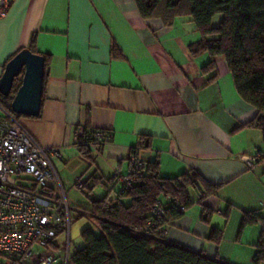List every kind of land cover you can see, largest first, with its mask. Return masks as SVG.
Instances as JSON below:
<instances>
[{
	"label": "crops",
	"instance_id": "1",
	"mask_svg": "<svg viewBox=\"0 0 264 264\" xmlns=\"http://www.w3.org/2000/svg\"><path fill=\"white\" fill-rule=\"evenodd\" d=\"M33 37L46 58L40 109L16 118L40 145L61 149L54 165L68 189L74 177L94 174L103 183L126 173L133 148L144 162L158 159L163 177L196 172L216 192L192 189L194 206L167 225L165 240L228 264H253L264 223L241 228V220L244 211L264 217V159L247 166L264 153V138L247 126L256 109L237 92L224 59L208 81L201 72L208 55L190 54L200 39L191 17L165 26L144 19L134 0H13L0 18V76ZM87 126L112 133L92 150L91 165L76 146L78 128ZM98 187L105 194L99 184L91 196ZM203 206L212 211L209 223ZM212 226L223 230L218 244L207 239Z\"/></svg>",
	"mask_w": 264,
	"mask_h": 264
},
{
	"label": "trees",
	"instance_id": "2",
	"mask_svg": "<svg viewBox=\"0 0 264 264\" xmlns=\"http://www.w3.org/2000/svg\"><path fill=\"white\" fill-rule=\"evenodd\" d=\"M134 2L144 19H159L165 26L171 25L176 17H191L200 39L188 46L190 54L208 55L207 62L201 67L203 74L210 75L208 81L217 78L216 59H224L237 92L256 109L255 116L247 126L259 129L264 138V0ZM216 14L221 16L218 24L213 23ZM33 42L34 37L32 45L27 49L36 53ZM20 81L21 77L15 80L9 95L0 94V107L13 115L11 100ZM95 129L82 127L83 132L76 133V146L80 156L89 165L92 164V150L106 144L93 141ZM109 133L112 140V133ZM145 139L142 137V144ZM131 153L138 156L136 148ZM141 162L142 175L135 178L128 190L119 182L120 175L125 173L115 174L103 183L102 176L93 174L86 177L85 185L79 190L90 199V203L88 207L78 210L77 216H86L99 233L96 234L90 227L83 229V245L71 255L69 253L68 264H228L168 242L165 236L158 238L145 234L152 209L158 201L165 205L166 221L162 227L166 229L172 220L196 202L191 197L192 189H200L208 196L216 192V187L196 172L163 177L160 175L158 159ZM117 183L118 187L115 189ZM99 184L105 186V194L101 197L91 196ZM113 191L115 195L112 196ZM126 199L127 203L124 202ZM203 199L204 196L199 197L197 202L201 203ZM180 206L184 207V211L179 210ZM211 214L212 211L203 206L202 221L209 223ZM255 223H264V217L256 211H244L241 228ZM157 228L156 225L151 232L156 233ZM222 236L223 230L212 226L207 239L218 244ZM253 264H264V234L256 244Z\"/></svg>",
	"mask_w": 264,
	"mask_h": 264
},
{
	"label": "built area",
	"instance_id": "3",
	"mask_svg": "<svg viewBox=\"0 0 264 264\" xmlns=\"http://www.w3.org/2000/svg\"><path fill=\"white\" fill-rule=\"evenodd\" d=\"M12 1L0 0V18ZM0 109V264H68L71 208L54 165L62 159L61 149L43 147L15 115ZM82 132L78 128L77 133ZM93 141L109 143L111 134L97 128ZM261 159L264 153L248 157L247 166L252 168ZM142 168L137 154L131 153L128 171L119 177L125 189L142 175ZM85 180L77 178L76 188L81 189ZM179 210L184 211V207ZM151 214L145 234L163 237L165 205L158 201ZM156 225L157 232L152 233ZM59 234L66 236L62 245L54 243ZM62 247L65 253L60 255Z\"/></svg>",
	"mask_w": 264,
	"mask_h": 264
},
{
	"label": "water",
	"instance_id": "4",
	"mask_svg": "<svg viewBox=\"0 0 264 264\" xmlns=\"http://www.w3.org/2000/svg\"><path fill=\"white\" fill-rule=\"evenodd\" d=\"M45 60L27 48L14 55L4 66L0 76V94L7 96L15 80L20 84L11 100V110L18 115L36 116L39 113Z\"/></svg>",
	"mask_w": 264,
	"mask_h": 264
},
{
	"label": "rangeland",
	"instance_id": "5",
	"mask_svg": "<svg viewBox=\"0 0 264 264\" xmlns=\"http://www.w3.org/2000/svg\"><path fill=\"white\" fill-rule=\"evenodd\" d=\"M220 14H216L213 20L214 24H218L219 20H220ZM0 113H1V109H0ZM61 176H59L63 181L66 180L62 173H60ZM79 177H74L73 179L71 178V180L69 181L71 183V185L69 186L68 189V185L65 183V187H66V192L67 190L70 192H67V199H68V204L69 207L72 208L70 210V214L72 217L71 220V230H70V240H69V250L68 253H70V255L72 253H74L77 249L81 248L83 245V240L81 237V231L87 227H90L91 230H93L96 234H98L99 230L93 226V224L91 223V221L86 217V216H80L78 217L77 214L78 212L76 211V206H84V205H88L89 204V200L87 198V196L81 192L79 189L76 188V180ZM84 179V178H83ZM192 193V192H191ZM103 194V189H101L100 187H98L95 191H94V196H101ZM194 205L190 206V208H192ZM189 209V208H188ZM250 226V225H249ZM66 241V236L65 234H59L57 236V238L55 239L54 243L57 245H62V243H64ZM54 249V248H52ZM62 250H60V255H63L65 253V248H61Z\"/></svg>",
	"mask_w": 264,
	"mask_h": 264
}]
</instances>
